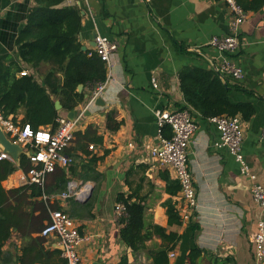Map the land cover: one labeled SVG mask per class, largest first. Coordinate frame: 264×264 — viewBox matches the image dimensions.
Instances as JSON below:
<instances>
[{"label":"crops","instance_id":"1","mask_svg":"<svg viewBox=\"0 0 264 264\" xmlns=\"http://www.w3.org/2000/svg\"><path fill=\"white\" fill-rule=\"evenodd\" d=\"M241 1L247 5L251 0ZM31 5L32 0H0V58H6L5 65L13 63L21 67L16 77H22L21 72L25 71L42 83L50 66L43 63L33 70L16 54L15 39ZM62 5L74 6L80 11L78 42L81 47L92 50L96 35L119 42V49L110 58L109 78L100 97L104 106L93 104L84 110L85 100L74 109L73 119L83 111L76 131H84L93 124L103 136V144L93 149L84 148L87 153L74 151L68 167L75 170L67 174L66 189L60 192L58 186L48 181L49 194L46 199L42 197L53 209L74 219L79 234L87 238L78 248L79 264H117L122 257H127L129 264H151L145 251L133 254L120 238L123 224L115 206L123 205L119 201L121 197L145 207L146 226L158 225L168 233L179 235L169 264H186V256L195 246L205 251L198 264H220L224 260H228L227 264H264L258 263L254 256L253 239L263 211L250 193L251 181L240 173L239 164L226 149L213 146L218 138L214 124L186 107L179 86V73L184 67L214 71L219 54L208 42L213 36L230 33V14L225 1L71 0ZM245 14L239 32L241 46L230 56L243 70V77L234 80L219 76L229 85L233 103H249L254 108L251 118L243 121L241 151L255 175V182L264 188V139L261 137L264 129V5ZM152 80L157 88L153 87ZM84 91L88 97L89 90ZM185 108L191 111L197 124L188 147V166L197 203L187 212L189 219L177 227L168 226L162 206L170 198L165 192V172L173 180H176L175 175L150 158L147 150L156 141L155 111L173 112ZM108 111H115L117 120L121 121L119 130L113 133L105 128ZM68 112L59 110V117L68 118ZM24 115L25 109L21 107L14 117H9L25 125L22 123ZM93 157L98 159L96 163H90ZM25 173L18 168L1 183L2 187L10 190L27 185L23 180ZM83 175L87 180L81 178ZM62 193L67 196L63 197ZM171 199L176 206L180 204L178 195ZM87 202H90L91 218L86 217L80 207ZM193 224L197 225L196 232ZM44 239L45 251H61L54 236ZM26 244L13 231L3 246L0 264H20L17 258ZM161 244V239L155 235L145 242L147 249Z\"/></svg>","mask_w":264,"mask_h":264},{"label":"trees","instance_id":"2","mask_svg":"<svg viewBox=\"0 0 264 264\" xmlns=\"http://www.w3.org/2000/svg\"><path fill=\"white\" fill-rule=\"evenodd\" d=\"M244 13L257 11L264 5V0H251L243 5L241 0H234ZM63 0H32V5L26 14L23 28L15 39L18 58L36 70L41 64L50 67L43 75L42 83L35 80L33 75L16 77L21 67L11 63L4 64L6 58H0V112L4 117L13 116L23 107L25 115L22 123H27L33 130L40 127L54 129L59 111L54 102L59 100L62 110L68 112L84 104L86 91L94 88L98 83L106 80L104 63L92 51H82L78 42L82 16L74 6L62 5ZM83 86L81 92L77 87ZM179 86L183 94L186 107L198 112L204 119L217 116H239L242 121H248L254 114V108L249 103H233L230 100V87L213 70L198 67H184L179 73ZM121 126L115 111H108L105 117V128L109 132H116ZM163 136L170 138V128L166 125L162 129ZM103 144V136L98 133L97 126L90 124L84 131H75L71 147L65 151L69 157H74V151L87 153L88 149ZM93 157L90 163H96ZM31 163L26 155L19 157L16 165L7 159L0 160V257L3 246L14 231L26 241L22 255L17 258L20 264H66L60 257L58 250L45 251V239L40 232L49 219L53 209L47 196L48 181L58 186L59 191L67 187L68 176L74 172L73 167L66 169L57 167L48 175L45 188L37 185H25L5 190L1 183L18 168L23 171L30 169ZM92 170V167L90 168ZM165 179V192L170 196L163 202L166 210L168 226H181L183 223L176 203L171 197L179 194L180 185L177 180L169 177ZM82 179L87 180L83 175ZM125 207L126 217L120 219L123 227L120 238L133 254L145 251L151 264H169V253L179 241L176 232H167L165 228L144 222L145 207L140 202H130V199L119 198ZM91 218L90 202L80 205ZM59 210V209H57ZM197 231V225H192ZM158 236L162 244L153 249H147L145 242L152 236ZM205 251L193 247L186 256V264H198ZM228 260L220 261L227 264ZM117 264H129L127 257H122Z\"/></svg>","mask_w":264,"mask_h":264},{"label":"built area","instance_id":"3","mask_svg":"<svg viewBox=\"0 0 264 264\" xmlns=\"http://www.w3.org/2000/svg\"><path fill=\"white\" fill-rule=\"evenodd\" d=\"M71 0H63L67 3ZM149 2L150 0H141ZM225 1L229 9L230 33L222 36H213L208 42V46L219 54V61L213 66L214 71L222 77L229 76L234 80L243 77V70L235 64L230 56L238 51L241 46L239 39L240 26L246 18L243 10L235 4L234 0ZM92 51L104 63L106 68V80L98 83L90 90L86 99L84 110L95 104L97 98L102 96L107 85V73L110 70V58L119 49V42L108 37L96 35L94 37ZM27 75V72H21ZM152 85L157 88V83L152 80ZM81 111L77 118L69 120L66 117L56 119V127H40L33 130L28 124L19 125L10 117H4L0 112V128L6 137L12 142L20 145L29 158L31 167L25 173L23 180L27 185H37L42 190L45 188L49 174L53 173L57 167L67 168L72 158L65 154L71 145L73 133L76 131L79 119L82 117ZM157 119V136L155 143L148 147L147 154L160 166L172 170L176 180L179 182L180 204L177 210L182 221L189 219L187 212L196 207V191L193 184V177L188 166V147L192 136L197 130V124L188 108L169 112L166 110L155 111ZM214 124L218 138L213 143L216 149H226L239 164L240 173L247 177L250 184V193L253 200L262 208L263 216L258 222V231L254 236L255 260L258 263L264 262V188L255 182V175L251 173L249 166L244 160L241 145L243 142V121L239 116H217L208 119ZM170 128V138L163 136V127ZM261 137L264 139V129ZM93 149V146H89ZM10 157L0 152V160ZM66 197V193H62ZM80 195H78V198ZM47 197L43 195V199ZM119 218L126 217L125 207L122 204L115 206ZM40 236L47 238L54 236L58 241V247L62 258L66 264H79L78 248L87 238L79 234L78 225L67 213L61 210L50 212L49 219L40 232ZM170 252L168 257H173Z\"/></svg>","mask_w":264,"mask_h":264},{"label":"water","instance_id":"4","mask_svg":"<svg viewBox=\"0 0 264 264\" xmlns=\"http://www.w3.org/2000/svg\"><path fill=\"white\" fill-rule=\"evenodd\" d=\"M82 51H86V48L85 47H82ZM82 89H83V86L82 85H79L77 87V92H81ZM86 98H87V95L85 94V99ZM95 105L96 106H100V107L101 106H104V103H103V101H102V99L100 97L96 99ZM54 107L58 111L62 109L59 100H56L54 102ZM73 116H74V109L73 110H70L68 112L67 117H68L69 120H73ZM0 151L3 152V153H6L10 157V160L12 162H14L15 164H18L19 163V157L22 154L27 155V152H25L20 145L12 142L11 140H9L6 137V135L4 134V132H3V130L1 128H0ZM87 199H88V196L83 201H86Z\"/></svg>","mask_w":264,"mask_h":264},{"label":"rangeland","instance_id":"5","mask_svg":"<svg viewBox=\"0 0 264 264\" xmlns=\"http://www.w3.org/2000/svg\"><path fill=\"white\" fill-rule=\"evenodd\" d=\"M30 126V125H29Z\"/></svg>","mask_w":264,"mask_h":264}]
</instances>
